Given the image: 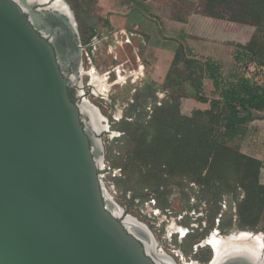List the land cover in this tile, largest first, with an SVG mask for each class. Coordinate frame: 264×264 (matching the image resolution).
<instances>
[{
  "label": "water",
  "instance_id": "1",
  "mask_svg": "<svg viewBox=\"0 0 264 264\" xmlns=\"http://www.w3.org/2000/svg\"><path fill=\"white\" fill-rule=\"evenodd\" d=\"M28 6L0 0V264H179L104 181L106 129L88 131L70 97V41L42 35ZM62 19L49 14L46 25ZM77 51L84 78L85 46ZM222 264L264 259L231 255Z\"/></svg>",
  "mask_w": 264,
  "mask_h": 264
},
{
  "label": "rangeland",
  "instance_id": "2",
  "mask_svg": "<svg viewBox=\"0 0 264 264\" xmlns=\"http://www.w3.org/2000/svg\"><path fill=\"white\" fill-rule=\"evenodd\" d=\"M65 1L76 16L83 43L88 46V51L92 49V60L85 55L86 70H94L95 73L91 72L86 77L104 82L107 70L111 69L107 68L110 61L116 57L119 59L115 64L117 77L113 75L115 86H107L104 82L103 92L96 91L93 101L108 125L102 137L107 169L104 181L126 213L148 225L164 249L178 259L183 255L188 261L208 262L212 248L205 241L216 232V236L224 238L237 237L241 233L262 235L264 243V214L255 229L244 228L240 222L237 204L244 198L243 190L239 189L237 198L227 189L215 195L216 189L203 186L186 174L166 176L163 186L158 188L154 181L149 182L144 177L143 172L134 175L126 166L144 127L164 102L177 101L181 115H206V118L225 115L220 109L211 112V102L220 99V92L215 90L209 74L202 72L198 63L189 60L197 55L194 52L190 54L180 43L182 50L178 51L175 66L168 74L164 73L167 74L165 78L154 80L153 58L143 54L147 48V35L143 34L140 41L141 37L132 35V31L120 32L112 27L98 0ZM160 3L162 10L167 8L171 16L177 14L184 21L195 13L203 14L202 0L199 6L190 0H162ZM105 5L108 3L104 0ZM96 36L102 38V42L93 49L92 41ZM259 52H264L263 44ZM129 57L133 58V64H126ZM138 65H144L145 70L140 71ZM128 66L135 72L127 79L129 73L123 69ZM238 77L247 78L251 85L258 87L264 81V67L222 66L218 76L223 84L234 82ZM253 113L257 119L249 124L246 136L230 143V146L248 155H256L264 162V111L253 110ZM261 181L264 183V167ZM200 243L203 248L196 253L195 246Z\"/></svg>",
  "mask_w": 264,
  "mask_h": 264
},
{
  "label": "trees",
  "instance_id": "3",
  "mask_svg": "<svg viewBox=\"0 0 264 264\" xmlns=\"http://www.w3.org/2000/svg\"><path fill=\"white\" fill-rule=\"evenodd\" d=\"M202 1L203 14L208 17L255 28L248 43L236 44L234 65L264 67V52H259L260 45H264V0ZM173 17L183 20L177 14ZM181 44L192 53L189 46ZM180 48L181 45L172 68ZM189 60L209 74L215 90L220 92V99L211 102V112L220 109L225 115H181L177 101L164 102L144 127L126 166L134 175L143 172L158 188L166 176L186 174L201 185L216 189L215 195L227 189L237 198L241 189L244 198L237 204L240 222L244 228L255 229L264 214V162L230 143L246 136L249 124L257 119L253 110L264 111V81L255 87L247 78L238 77L223 84L218 78L225 66L223 62L205 56Z\"/></svg>",
  "mask_w": 264,
  "mask_h": 264
},
{
  "label": "crops",
  "instance_id": "4",
  "mask_svg": "<svg viewBox=\"0 0 264 264\" xmlns=\"http://www.w3.org/2000/svg\"><path fill=\"white\" fill-rule=\"evenodd\" d=\"M105 1L107 6H104V0H98V5L109 16L112 27L120 32L130 30L132 35L141 37L140 41L143 34L148 36L143 54L153 58L154 80L165 78L170 72L180 43L189 46L198 57H212L227 67H233L236 44L248 43L254 33L251 26L217 20L200 13L193 14L187 21L178 20L167 12V8L162 10V0ZM190 1L196 6L201 2ZM138 58L141 61V56ZM138 67L142 72L145 70L144 65ZM103 80L106 84V79ZM104 82H101V92Z\"/></svg>",
  "mask_w": 264,
  "mask_h": 264
},
{
  "label": "flooded vegetation",
  "instance_id": "5",
  "mask_svg": "<svg viewBox=\"0 0 264 264\" xmlns=\"http://www.w3.org/2000/svg\"><path fill=\"white\" fill-rule=\"evenodd\" d=\"M27 1L29 2V6L26 9V15L29 18H32L36 22V25L39 27V32L42 35H44L45 37H50L51 35H56L59 32L61 34V36L66 37L70 41L71 45L69 47V50H70L69 59L63 68L65 76L71 81V84L69 87V94H70L72 101L75 102L76 104H78L83 109L82 124L84 125V127L86 129H88V131H90L91 133H94L96 135L98 133V130H101L100 128H102L101 124H103L104 126H107L105 124L106 120H105V122H103L101 120L102 123L99 122V119H98L99 117L97 116L94 109L91 108L95 102L93 100L95 99L94 95L97 94L96 91L101 90L100 88H101L102 80H101V82H99L98 80H95L92 77L91 78L86 77L89 75H86L84 78L81 77V74H82V71H81L82 66L81 65L83 64V61H82L83 56H81V54L77 51V46L80 44H82L84 46H86V45L83 43V38H82L81 32L80 33L74 32L73 28L69 26V23H68V22H70L69 15H70V10H72V8L70 7V9H68L67 7H64L63 6L64 0H27ZM56 6L60 7V9L57 11H56ZM49 14L62 15L63 21H62L61 26L59 28H55L54 30H51L50 27L48 25H46V20H47ZM80 39H81V43H80ZM132 59L133 58L129 57L126 64H133ZM118 63H119V59H118V57H116V60L112 59L110 61L109 66H107V68H111L110 70H107L108 76L106 77V84L109 85L110 87H113L116 84L115 78L117 77V74H116L115 64H118ZM87 67H88V65H87V62H86V59L84 56V69L86 70ZM130 68L131 67L128 66L127 69H123V71H125L126 73H129L128 75H126L127 79L133 75V72H135V70L133 71V69H130ZM113 75L115 78H113ZM97 77L100 78L99 75H97ZM149 92H152V90L150 89ZM88 105H90V106H88ZM103 129L107 130L108 126L103 128ZM105 132L106 131L104 130L102 133V137L105 135ZM152 233H153V231H152ZM154 237H155V234H154ZM226 238H233V237H226ZM156 241L158 243L159 249L169 253L173 257L175 256L172 252L166 251L164 249L165 248L164 245H162L157 240V238H156ZM206 241H205V244H206ZM202 243L197 244L195 246V252L196 253L198 252V250L200 248H203L200 246ZM241 251L250 253L258 261L259 260L262 261L264 259V252L261 255H256V254L252 253L251 251H249L248 249H237V250L235 249V250H231L230 252H228L224 255H227L231 252H241ZM224 255H223V257H224ZM175 257H174V259L179 264H186V263L192 264L193 263V259H191V261H188L187 258L183 255H181L180 259H178L177 257H176L177 258L176 259ZM214 258H215V254L212 250V256L208 262L202 263L199 260H196V261H197V263L199 262L198 264H200V263L201 264H212V262L214 261ZM221 259H222V257H221ZM220 261L221 260H219V263H220Z\"/></svg>",
  "mask_w": 264,
  "mask_h": 264
},
{
  "label": "bare ground",
  "instance_id": "6",
  "mask_svg": "<svg viewBox=\"0 0 264 264\" xmlns=\"http://www.w3.org/2000/svg\"><path fill=\"white\" fill-rule=\"evenodd\" d=\"M63 6L66 7L65 2L63 3ZM58 7V6H57ZM68 8V7H67ZM95 79V78H94ZM94 109V108H93ZM97 116L99 117V122L102 123L105 122V119L102 117V115L99 113V111L95 110ZM102 120V121H101ZM102 128H105L107 126H104L101 124ZM216 233H213L211 237H209L206 241V244L209 245L214 254L215 258L212 264H218L219 260L220 263L222 264L223 261L230 257L231 255H243L244 257H253L250 253L248 252H231L227 255H224L231 250H237V249H248L252 253L256 255H261L264 252V243H263V236L262 235H251L249 233H241L237 237L233 238H224V237H218L216 236ZM245 254V255H244ZM224 255V257H223ZM222 257V259H221ZM192 264H198L197 262H193Z\"/></svg>",
  "mask_w": 264,
  "mask_h": 264
},
{
  "label": "built area",
  "instance_id": "7",
  "mask_svg": "<svg viewBox=\"0 0 264 264\" xmlns=\"http://www.w3.org/2000/svg\"><path fill=\"white\" fill-rule=\"evenodd\" d=\"M102 42V38L100 39L99 37H95L94 39H93V41H92V43H93V45H94V47H93V49H97V45L98 44H100ZM87 48H88V46H85V55L89 58V60H92V57H91V55H92V53H91V50L92 49H90V51H88L87 50ZM87 71V70H86ZM91 72H94L95 73V71L94 70H91V71H87V73L90 75V73ZM105 169H106V166H105ZM103 178H104V175H103Z\"/></svg>",
  "mask_w": 264,
  "mask_h": 264
}]
</instances>
